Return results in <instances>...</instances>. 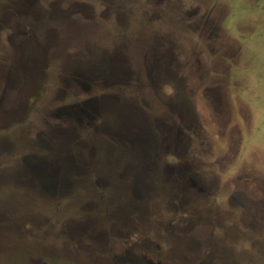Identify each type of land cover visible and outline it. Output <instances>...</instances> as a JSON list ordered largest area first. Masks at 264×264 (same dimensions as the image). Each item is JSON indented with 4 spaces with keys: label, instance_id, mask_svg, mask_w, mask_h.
<instances>
[{
    "label": "rangeland",
    "instance_id": "obj_1",
    "mask_svg": "<svg viewBox=\"0 0 264 264\" xmlns=\"http://www.w3.org/2000/svg\"><path fill=\"white\" fill-rule=\"evenodd\" d=\"M0 1V264H264V0Z\"/></svg>",
    "mask_w": 264,
    "mask_h": 264
},
{
    "label": "flooded vegetation",
    "instance_id": "obj_2",
    "mask_svg": "<svg viewBox=\"0 0 264 264\" xmlns=\"http://www.w3.org/2000/svg\"><path fill=\"white\" fill-rule=\"evenodd\" d=\"M8 1H10V3L13 4V7L19 8L17 10L19 20L17 22L20 23V28L18 27V30L16 33L22 34L23 36L26 35V36H30V37L32 36L35 38L41 37V34H40L41 32L38 33L36 27L32 23V20L38 21L37 19L40 18L41 16H42L41 18H43L45 20L48 19L46 22L50 23V25H51L49 31H47L46 34H44V37H53L52 34H50V33H55L56 38H57V35L59 33H62L63 29L66 28L68 24H82L83 26H85L84 32L88 33L89 27L86 26V24H90L93 21H95V20H93L95 15L85 14L86 9L84 6H82L83 5L82 3H80L79 5L68 4L67 6H64L63 8H60V10H57L58 16L53 17V16H50L47 14H43V15L39 16V11H38L39 8L37 7L39 4H37V0L36 1L35 0H24V3H23L24 8L19 7V6H21L22 0H8ZM9 7H11V6H9ZM116 7L117 6H115L114 3L107 4L104 7V13L100 15V18H104V19L118 18L119 14L116 13V12H118ZM44 8H46V7H44ZM44 8H41V9L44 12H47L48 10H45ZM12 10H13V8H12ZM13 19H15V18H13ZM21 23H22V27H23L22 30H21ZM60 28H61V30H59ZM112 34L114 35V37L120 38L122 40L121 45L122 44L123 45L130 44V40H134V39L139 40L142 38L141 36H128L125 34H124L125 36H119V35H116V33H112ZM153 37H155V36H153ZM158 37H161V36H159V34H158ZM162 37H164V36H162ZM145 44H149V41H147ZM116 45H118V44H116ZM121 45L114 46L111 49L109 48L111 51L110 53H113L115 55H120L119 60H120L121 64L125 65L126 69L129 71V69H132V65L134 63H132L130 60H128L129 55L126 59L120 53H118V52H124ZM141 56H142L141 57L142 60L145 59V52H142ZM39 66L34 65L33 70L35 73L37 71L38 72H40V71L44 72V69L41 67V65H39ZM35 73L32 74L33 77L35 76ZM33 79H35V78H33ZM66 130H68V129H66ZM46 160L47 159H42V160L38 161L36 167H38V165H40V168L47 169V167L49 166L48 168L50 169L51 168L50 166L53 167L54 164H58L57 159L52 158V160L51 159H49L47 161ZM46 177H49L48 179H53L52 176H46Z\"/></svg>",
    "mask_w": 264,
    "mask_h": 264
},
{
    "label": "trees",
    "instance_id": "obj_3",
    "mask_svg": "<svg viewBox=\"0 0 264 264\" xmlns=\"http://www.w3.org/2000/svg\"><path fill=\"white\" fill-rule=\"evenodd\" d=\"M1 2V1H0ZM130 264V263H129ZM132 264V263H131Z\"/></svg>",
    "mask_w": 264,
    "mask_h": 264
}]
</instances>
